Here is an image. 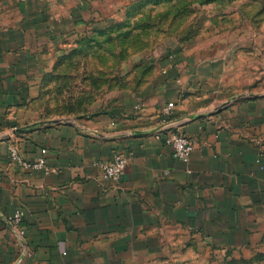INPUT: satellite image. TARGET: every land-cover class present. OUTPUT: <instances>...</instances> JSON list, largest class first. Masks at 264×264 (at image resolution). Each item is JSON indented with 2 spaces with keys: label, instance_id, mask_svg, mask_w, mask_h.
I'll return each instance as SVG.
<instances>
[{
  "label": "crops",
  "instance_id": "1",
  "mask_svg": "<svg viewBox=\"0 0 264 264\" xmlns=\"http://www.w3.org/2000/svg\"><path fill=\"white\" fill-rule=\"evenodd\" d=\"M132 1L0 0V264H172L188 249L263 248L264 31L248 20L217 19L221 31L208 20L161 50L122 126L71 118L17 133L39 120L43 71ZM173 133L195 142L187 162L165 143ZM12 145L28 161L45 150V167L14 162ZM118 151L129 162L115 183L102 164ZM16 210L22 238L6 220Z\"/></svg>",
  "mask_w": 264,
  "mask_h": 264
},
{
  "label": "rangeland",
  "instance_id": "2",
  "mask_svg": "<svg viewBox=\"0 0 264 264\" xmlns=\"http://www.w3.org/2000/svg\"><path fill=\"white\" fill-rule=\"evenodd\" d=\"M215 3L214 8L207 6ZM229 13V14H228ZM228 15L248 20L256 31H264V0H133L119 12L88 30L86 40L77 42L74 51L56 58L44 70L32 91L30 109L39 116L31 124L47 126L68 121L106 120L123 125L128 118L125 99L137 92L146 67L154 56L175 43L190 41L208 26L221 27L217 19ZM246 24V22H245ZM236 27L233 26L232 28ZM117 120V122H115ZM187 255L169 259L183 264H264V244L251 257L233 251L188 249ZM187 251V252H188ZM171 264V263H170Z\"/></svg>",
  "mask_w": 264,
  "mask_h": 264
},
{
  "label": "built area",
  "instance_id": "3",
  "mask_svg": "<svg viewBox=\"0 0 264 264\" xmlns=\"http://www.w3.org/2000/svg\"><path fill=\"white\" fill-rule=\"evenodd\" d=\"M172 107L173 104L170 103L165 108V113H169ZM165 143L172 148L174 157L184 162H187L190 159L195 149L194 140L184 133H173L168 135L165 138ZM9 152L11 159L14 162L19 163L24 168L42 169L45 167V150H43V155L34 161L24 159L16 145L10 146ZM128 162V155L119 151L115 152L109 161L102 164L103 178L117 183L123 176ZM1 216L2 214L0 212V218ZM6 220L12 224L19 238H22L25 235L26 230L24 226V215L21 210H16L14 213L8 215Z\"/></svg>",
  "mask_w": 264,
  "mask_h": 264
},
{
  "label": "water",
  "instance_id": "4",
  "mask_svg": "<svg viewBox=\"0 0 264 264\" xmlns=\"http://www.w3.org/2000/svg\"><path fill=\"white\" fill-rule=\"evenodd\" d=\"M41 124L42 123H36V124H32V125H29V126H26V127L19 128L17 133L25 132L26 130H29V129L34 128L36 126H40Z\"/></svg>",
  "mask_w": 264,
  "mask_h": 264
}]
</instances>
